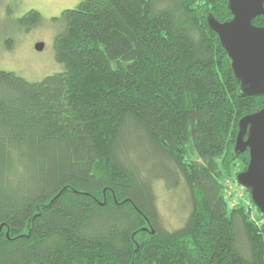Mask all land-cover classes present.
I'll return each mask as SVG.
<instances>
[{"label":"trees","instance_id":"obj_1","mask_svg":"<svg viewBox=\"0 0 264 264\" xmlns=\"http://www.w3.org/2000/svg\"><path fill=\"white\" fill-rule=\"evenodd\" d=\"M209 14L229 20L228 0H82L56 18L63 71L0 69V264H264L234 153L264 96L242 95ZM171 176L192 207L175 229L155 186Z\"/></svg>","mask_w":264,"mask_h":264},{"label":"rangeland","instance_id":"obj_2","mask_svg":"<svg viewBox=\"0 0 264 264\" xmlns=\"http://www.w3.org/2000/svg\"><path fill=\"white\" fill-rule=\"evenodd\" d=\"M82 0H1L0 6V69L15 72L29 81H40L48 75L63 71V66L55 59V37L63 30L59 18L65 9L75 8ZM30 10L41 15V22L33 27H25L19 21ZM43 42L44 48L38 51L35 46ZM242 165L236 168L241 172ZM158 171H163L158 167ZM236 178V176H235ZM237 180V178H236ZM232 185L240 200H247V194ZM174 176L167 180L160 177L157 187V208L162 222L168 229L182 226L191 211V195L186 186H177ZM176 185V186H175ZM253 216L255 217L256 214ZM241 246L244 247L243 242Z\"/></svg>","mask_w":264,"mask_h":264},{"label":"water","instance_id":"obj_3","mask_svg":"<svg viewBox=\"0 0 264 264\" xmlns=\"http://www.w3.org/2000/svg\"><path fill=\"white\" fill-rule=\"evenodd\" d=\"M228 10L231 18L224 22L209 14V27L231 60L242 95L264 96V26L254 25L256 18L264 17V0H228ZM35 48L41 51L43 42ZM238 128L234 153L238 156L248 150L250 161L237 182L250 190L253 203L264 214V107L243 117Z\"/></svg>","mask_w":264,"mask_h":264},{"label":"flooded vegetation","instance_id":"obj_4","mask_svg":"<svg viewBox=\"0 0 264 264\" xmlns=\"http://www.w3.org/2000/svg\"><path fill=\"white\" fill-rule=\"evenodd\" d=\"M261 17V16H260ZM259 18V17H258ZM263 19H264V17H262ZM254 25H256L255 23H254ZM256 26H258V27H262V26H264V22H263V24L262 25H256Z\"/></svg>","mask_w":264,"mask_h":264}]
</instances>
